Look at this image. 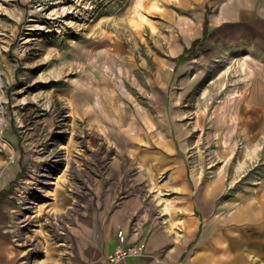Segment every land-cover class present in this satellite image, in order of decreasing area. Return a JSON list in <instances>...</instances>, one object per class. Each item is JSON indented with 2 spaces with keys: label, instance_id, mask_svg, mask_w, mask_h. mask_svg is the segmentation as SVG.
Wrapping results in <instances>:
<instances>
[{
  "label": "rangeland",
  "instance_id": "obj_1",
  "mask_svg": "<svg viewBox=\"0 0 264 264\" xmlns=\"http://www.w3.org/2000/svg\"><path fill=\"white\" fill-rule=\"evenodd\" d=\"M241 93L238 114L226 110ZM97 114L118 124L103 125ZM169 142L189 169L191 199L183 203L208 219V237L190 247L187 215L163 217L164 193L156 191L158 156ZM261 152L264 0H7L0 7V233L18 253L15 264H111L113 218L130 205L138 212L125 218L145 234L127 244L124 233L125 245L145 243L146 251L121 264H206L198 257L206 251L208 264L239 251L264 264L253 248L223 251L242 237L237 209L251 206L264 176ZM175 225L181 235L149 247L150 230Z\"/></svg>",
  "mask_w": 264,
  "mask_h": 264
},
{
  "label": "crops",
  "instance_id": "obj_2",
  "mask_svg": "<svg viewBox=\"0 0 264 264\" xmlns=\"http://www.w3.org/2000/svg\"><path fill=\"white\" fill-rule=\"evenodd\" d=\"M254 93L257 94V91ZM96 109L97 108L94 107L93 113L95 114L97 112ZM97 115H99L98 117L101 119L99 120L100 123L103 124L104 118L101 114ZM110 120L112 119L109 118V121ZM134 140L135 139L129 137V141L132 143L135 142ZM161 154V157L158 156L157 169H160L158 174L163 177V181L159 185L160 188H156V191L162 190V193H164L162 196L160 195V197H163L165 200L162 207L164 215L163 217L177 214V217H179V215L185 214V216L187 215V218H185L187 219V222H185L183 226L175 225L176 227H169L168 229H154L153 231L150 230L148 245L154 250L161 249L170 243L171 238L178 237V235L182 234V226L185 230V244L187 247H190L192 243H195L197 237L200 234L204 237H208V226L205 224V221L208 219H206V217H198L195 214L193 215L194 211H191L192 208L189 201L183 203L186 197L191 199L190 192H192V184L189 179V169L187 167V162L179 154L177 145L172 144L171 142L164 144ZM260 157L263 160L260 161V172L264 175V152H261ZM168 200L175 201V211L171 212V209L168 206ZM138 209L139 208L136 206L130 205L127 207V209L120 208L115 213L109 241L112 238H116L117 245L114 246V244L108 242L109 254H111L119 246L118 235L115 234L116 230H122L126 236L128 235L127 244L137 241L145 234V229L144 231H141L139 227H137V230L132 231L131 222H128V220L125 218L127 211L134 215L138 212ZM237 217L241 218V220H238L236 223L238 224V234L242 235V237L240 236L239 238H243L244 240L242 247L253 248L259 253L264 254V176L257 181V184L254 187V196L252 198L251 206L250 204L247 206V208L246 206L245 208L238 206ZM193 219L197 220L198 222L193 221L191 227L188 228V224ZM249 241L251 242L247 243ZM143 260L149 264H154L148 259ZM17 261L18 253L13 250L8 238L0 233V264H15Z\"/></svg>",
  "mask_w": 264,
  "mask_h": 264
},
{
  "label": "bare ground",
  "instance_id": "obj_3",
  "mask_svg": "<svg viewBox=\"0 0 264 264\" xmlns=\"http://www.w3.org/2000/svg\"><path fill=\"white\" fill-rule=\"evenodd\" d=\"M117 48H114V51L116 50ZM117 52V51H116ZM249 83V82H248ZM249 86H250V88H251V86H253V84H249ZM255 88V87H254ZM241 97H243V93H241V94H237V95H232L231 97H230V99L226 102V110H231V109H233V108H235L236 110H237V114H238V110H239V108H240V100H241ZM115 109V108H114ZM98 112H99V109H98ZM103 118H104V120H103V125H105L107 122V124L108 125H113V126H115L116 127V125L118 124H114V122L112 121L111 123L109 122V118L110 117H105V116H102ZM229 118V117H228ZM227 120V119H226ZM232 121H233V126L232 127H230L228 130V133L225 135V136H221V143H222V148H221V152L222 153H225L226 152V150H225V148H224V145H223V143H224V140H225V138H226V136L227 137H231L232 135H233V130H235L236 129V125H235V118H234V116L232 117ZM162 135H163V133H162ZM162 138V137H161ZM168 206L170 207V209H171V211L173 210V208H174V201L173 200H168ZM165 208V207H164ZM240 218V217H239ZM234 219V218H233ZM243 239H241V238H235L234 237V239H233V242H232V244L231 245H228L223 251L224 252H226V253H228V252H231V251H234L233 249H235V247L236 246H239V247H242V245H243ZM241 245V246H240ZM203 247H206L205 246V244H204V246ZM241 249V248H240ZM200 250H201V248H200ZM200 250H198V251H200ZM237 251V250H236ZM204 257V258H202L201 260H202V262L201 263H206V264H208V253H207V251H206V253L204 252V254L202 253L200 256H198V257ZM197 257V258H198ZM204 260V261H203ZM209 263L210 264H250V260H249V258L248 257H246L245 255H244V253L243 252H235L234 254H233V256L231 255V254H228L227 255V257H226V260L225 259H214V258H211V259H209Z\"/></svg>",
  "mask_w": 264,
  "mask_h": 264
},
{
  "label": "built area",
  "instance_id": "obj_4",
  "mask_svg": "<svg viewBox=\"0 0 264 264\" xmlns=\"http://www.w3.org/2000/svg\"><path fill=\"white\" fill-rule=\"evenodd\" d=\"M7 2V0H0V7ZM119 246L109 255L111 264H121L126 262L131 257L141 256L146 251V244L141 243L134 246H126V237L123 231L118 233Z\"/></svg>",
  "mask_w": 264,
  "mask_h": 264
},
{
  "label": "trees",
  "instance_id": "obj_5",
  "mask_svg": "<svg viewBox=\"0 0 264 264\" xmlns=\"http://www.w3.org/2000/svg\"><path fill=\"white\" fill-rule=\"evenodd\" d=\"M196 46H197V41H195V42L193 43V45H192L191 48L186 49V51H185L181 56H179L177 60H178L179 62H183V61L187 60L188 57L191 56V54L194 52Z\"/></svg>",
  "mask_w": 264,
  "mask_h": 264
}]
</instances>
